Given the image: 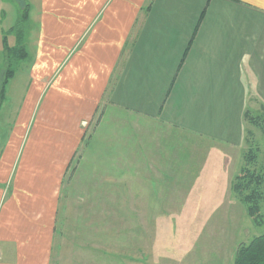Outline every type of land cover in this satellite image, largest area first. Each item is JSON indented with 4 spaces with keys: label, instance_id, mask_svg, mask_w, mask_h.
Returning a JSON list of instances; mask_svg holds the SVG:
<instances>
[{
    "label": "crops",
    "instance_id": "1",
    "mask_svg": "<svg viewBox=\"0 0 264 264\" xmlns=\"http://www.w3.org/2000/svg\"><path fill=\"white\" fill-rule=\"evenodd\" d=\"M21 1L39 30L26 95L0 145V264H53L64 179L86 126L98 115L96 132L110 110L195 138L202 174L223 173L217 186L230 191L244 114L264 112V0ZM152 160L157 177L170 176L169 153Z\"/></svg>",
    "mask_w": 264,
    "mask_h": 264
},
{
    "label": "rangeland",
    "instance_id": "2",
    "mask_svg": "<svg viewBox=\"0 0 264 264\" xmlns=\"http://www.w3.org/2000/svg\"><path fill=\"white\" fill-rule=\"evenodd\" d=\"M38 30L33 15L25 18L21 0H0V93L7 70L15 73L0 100V145L26 95ZM19 45L27 52L23 60L6 52ZM97 117L86 126L64 179L53 264H234L238 248L264 234V222L255 225L231 187L221 189L228 183L217 186L226 180L223 173L202 174L205 150L195 138L167 137L152 121L115 110L99 117L103 123L95 132ZM246 127L263 159V129ZM162 152L171 155L165 179L152 169ZM218 188L223 193L215 194ZM262 215L264 220V205Z\"/></svg>",
    "mask_w": 264,
    "mask_h": 264
},
{
    "label": "trees",
    "instance_id": "3",
    "mask_svg": "<svg viewBox=\"0 0 264 264\" xmlns=\"http://www.w3.org/2000/svg\"><path fill=\"white\" fill-rule=\"evenodd\" d=\"M24 5V16L28 17V5ZM10 56L23 60L27 57L24 46L19 45L14 49H6ZM14 71L8 69L2 83L1 94L3 95L6 85L13 78ZM248 126L261 128L264 131V117L250 111L244 114ZM245 143L248 150L243 153V166L239 174L231 183V191L234 198L245 206L248 217L257 226L264 222L262 209L264 205V157L261 158V149L254 144V133L246 130ZM234 264H264V234L253 238L248 245H242L236 252Z\"/></svg>",
    "mask_w": 264,
    "mask_h": 264
}]
</instances>
